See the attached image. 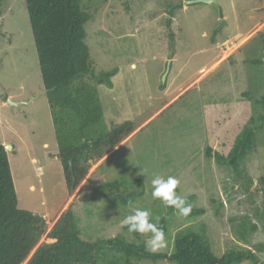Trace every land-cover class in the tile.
<instances>
[{"label": "rangeland", "instance_id": "1", "mask_svg": "<svg viewBox=\"0 0 264 264\" xmlns=\"http://www.w3.org/2000/svg\"><path fill=\"white\" fill-rule=\"evenodd\" d=\"M0 1V144L11 147L6 152L18 209L45 220L38 248L68 191L23 0ZM190 1L80 0L95 71H117L111 89L98 87L106 130L115 133L124 123L134 130L91 163L70 209L87 243L119 236L145 245L143 235L136 239L121 223L141 208L166 226L167 246L153 253L145 245L148 253L171 254L182 231L199 236L215 257L251 250L264 264V122L241 177L205 157L206 149L226 154L249 121L261 125L263 110L255 100L264 94V38L258 35L264 32V0L185 5ZM155 175L180 181L176 192L189 198L187 216L152 197ZM120 176L143 182L144 196L133 205L121 207L103 196L90 205L80 202ZM197 210L204 213H192ZM251 224L253 235L244 231ZM97 264L175 263L105 252Z\"/></svg>", "mask_w": 264, "mask_h": 264}, {"label": "trees", "instance_id": "2", "mask_svg": "<svg viewBox=\"0 0 264 264\" xmlns=\"http://www.w3.org/2000/svg\"><path fill=\"white\" fill-rule=\"evenodd\" d=\"M23 3L50 111L56 157L68 195H71L87 175L91 163L103 159L134 129L129 123H124L115 133L110 134L106 130L98 87L104 85L111 89L112 78L117 71H95L85 42L84 26L89 18L80 0H23ZM258 35L264 38V32ZM255 104L263 110L259 116V127L252 120L245 124L235 135L226 154L216 152L211 155L210 149L205 152V157L213 158L218 166L232 169L239 177L244 174L246 158L256 148V132L264 122V94L255 100ZM261 182L264 184V179ZM102 196L121 207H129L144 196V185L139 179L120 176L100 184L79 200L90 205ZM185 201L187 203L189 198ZM192 213L202 215L204 211ZM261 213L264 223V201ZM158 224L166 232L165 220ZM123 230L129 232L126 226ZM244 231L253 235L256 226L251 224L244 227ZM129 233L136 239L142 237L139 233ZM44 234L43 217L18 209L8 155L0 144V264H23L34 248L26 264H97L105 252L175 264H243L245 261L259 264L251 250L226 251L215 257L199 236L182 231L175 235L171 254L148 253L144 244H128L119 236L87 243L79 238L77 221L70 208L61 214L45 235L46 243L36 248ZM240 237L244 238V235Z\"/></svg>", "mask_w": 264, "mask_h": 264}, {"label": "clouds", "instance_id": "3", "mask_svg": "<svg viewBox=\"0 0 264 264\" xmlns=\"http://www.w3.org/2000/svg\"><path fill=\"white\" fill-rule=\"evenodd\" d=\"M180 181L174 176L155 175L151 180L152 197L162 201L166 206L175 208L181 216H187L191 206L186 205L184 198L179 196L176 189ZM129 232H135L145 237V245L149 251L155 253L167 246L164 230L158 222H153L152 214L148 209L136 208L121 222Z\"/></svg>", "mask_w": 264, "mask_h": 264}, {"label": "crops", "instance_id": "4", "mask_svg": "<svg viewBox=\"0 0 264 264\" xmlns=\"http://www.w3.org/2000/svg\"><path fill=\"white\" fill-rule=\"evenodd\" d=\"M3 144H4V143L2 142L1 145H3ZM117 147H118V146H117ZM117 147H116V148H117ZM116 148H115V149H116ZM115 149H114V150H115ZM31 189H33V186H30V190H31ZM71 197H72V195H68V199H67V201L65 202L64 206L60 209V211L58 212V214L55 216V219H54L55 222L58 220V218L61 216V214H62L64 211H66L68 208L71 207L72 204H70V202L73 201V200H72L73 198H71ZM73 197H74V195H73ZM66 205H67V207H66ZM68 205H69V206H68ZM41 217H42V216H41ZM255 254H256V253H255Z\"/></svg>", "mask_w": 264, "mask_h": 264}, {"label": "water", "instance_id": "5", "mask_svg": "<svg viewBox=\"0 0 264 264\" xmlns=\"http://www.w3.org/2000/svg\"><path fill=\"white\" fill-rule=\"evenodd\" d=\"M197 3H202V4H212L216 3V0H194L190 2H186L185 5H191V4H197ZM11 147H5L4 150H10Z\"/></svg>", "mask_w": 264, "mask_h": 264}]
</instances>
